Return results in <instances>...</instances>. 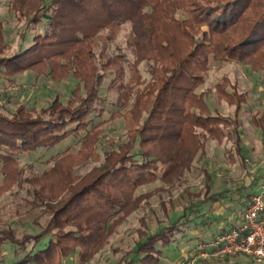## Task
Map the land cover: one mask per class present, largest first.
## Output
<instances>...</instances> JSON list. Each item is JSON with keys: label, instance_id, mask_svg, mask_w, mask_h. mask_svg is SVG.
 I'll use <instances>...</instances> for the list:
<instances>
[{"label": "trees", "instance_id": "16d2710c", "mask_svg": "<svg viewBox=\"0 0 264 264\" xmlns=\"http://www.w3.org/2000/svg\"><path fill=\"white\" fill-rule=\"evenodd\" d=\"M7 1L21 27L11 52L0 21V79L13 85L17 74L30 72L35 80L70 85L45 105L29 101L12 111L5 106L9 92L0 91V200L22 191L14 216L27 219L0 221V264H67L71 258L87 264L145 201L148 194L136 195L137 189L183 179L191 155L209 140L232 138L244 160L240 121L211 108L210 90H197L210 68L227 63L240 65L254 88L264 89V0ZM123 31L131 59L107 50ZM214 93L236 113L247 102L226 78ZM116 120L123 121L124 137L102 148ZM252 123L264 137V117ZM88 164L86 173H77ZM37 165L45 168L35 172ZM205 175V196L177 216L151 229L141 219L138 240L118 264H166L176 257L182 263L199 244L239 226L241 218L215 227L208 218L212 204L238 198L244 211L258 195L249 191L252 185L264 187L261 171L227 197L209 196ZM237 257L256 264L240 254L213 259L227 264Z\"/></svg>", "mask_w": 264, "mask_h": 264}, {"label": "rangeland", "instance_id": "374dc122", "mask_svg": "<svg viewBox=\"0 0 264 264\" xmlns=\"http://www.w3.org/2000/svg\"><path fill=\"white\" fill-rule=\"evenodd\" d=\"M7 3V0H0V21L5 31V42L12 43L11 52H13L19 42L21 24L14 20L7 7ZM127 32L128 31L120 32L114 42L108 44L107 50L111 53H126L131 59L132 57L125 46L128 35ZM140 68L142 70V75L147 76L143 65H141ZM248 76L245 70L238 64H218L210 68L204 85L197 90L198 92L210 90L211 93L208 96V100L211 108L223 116H228L233 119L237 118V120L240 121V130L242 134L241 152L244 160L237 155L236 146L232 138L226 139L221 143H217L215 140H209L202 152L198 151L194 155H191L192 162L190 163L189 170H184L186 172L183 179L179 178V176L177 178L171 177L169 182L158 180L137 189L136 195L148 194L147 198L136 211L130 214L117 227L116 231L109 239L107 246L87 264H118L124 252L130 250L138 240V231L142 227L141 219L145 220L150 229L154 228L159 221H165L168 216H177V214L189 204L197 201L198 198H203L205 196L202 192L206 181L205 171H207L210 176L209 179L211 180L208 195L225 192L224 196L226 197L228 192L234 190L236 187L250 183L254 177L259 175L261 171H264V137L260 130L252 123L253 117H264V89L254 88ZM224 78L235 85L238 93H245L247 95V102L243 105L241 111L237 113L234 105H228L224 100L218 99L214 93V86L220 83ZM14 79L15 82L13 85H10L7 80L0 79V91L5 88L9 92L8 95L10 98L5 96L6 101L10 99V102L5 104L9 111H12L18 103H27L29 101L36 106L45 105L47 99L55 94H66L68 92V86L70 85L67 82L63 84H54L43 77L35 80V76L30 72L19 73ZM106 132H108V137L102 144V148H109L117 145L125 134L123 121L116 120L109 124L106 128ZM230 153L232 159H230ZM90 167L91 165L89 164L85 165L78 169L77 173L84 174ZM44 168L45 167L37 165L34 167V171L39 172ZM263 188L264 187H262L258 181L252 185L249 191L254 194H262L264 192ZM19 194L21 196L23 192L21 191ZM19 194H6L2 197L0 200V221L8 222L9 219L12 218L11 216H13V220L20 218L24 222L27 221L24 215H21L19 218L14 216V211L16 209L15 205L20 202ZM252 197L253 196H250L249 198L251 199ZM236 199L234 204H232L233 209L229 207L231 209L229 210L230 213L226 211V213H223L222 217L219 216L218 218H214L216 212L227 210L226 208L231 203L225 200L212 204V208L217 207V209H214V212H211L212 216L208 215V218H213L211 221L212 223L214 222L213 225L215 227H217V224H222V226H224L228 224V221H236L240 218L244 206L242 209H237L236 206L242 199H238L239 201ZM22 211L24 210H19L20 213ZM222 212L223 211H221V213ZM208 214H210V212ZM19 229H22L21 226ZM206 231H209V229H206ZM176 258L171 260L167 259L166 264H180L181 258L179 257L177 260ZM203 260L205 261H203V263L199 262V264H224L221 259L215 260L208 258ZM73 262L71 258L67 264H72ZM234 262L251 264L249 259L247 261V259L243 257L232 258L227 264H232Z\"/></svg>", "mask_w": 264, "mask_h": 264}, {"label": "built area", "instance_id": "2783aa9c", "mask_svg": "<svg viewBox=\"0 0 264 264\" xmlns=\"http://www.w3.org/2000/svg\"><path fill=\"white\" fill-rule=\"evenodd\" d=\"M237 228L212 240L208 244H199L196 254L181 264H196L199 259L244 255L252 258L256 264H264V199L263 194L254 195L248 207L240 216ZM208 248V250H204Z\"/></svg>", "mask_w": 264, "mask_h": 264}, {"label": "crops", "instance_id": "0c3cea01", "mask_svg": "<svg viewBox=\"0 0 264 264\" xmlns=\"http://www.w3.org/2000/svg\"><path fill=\"white\" fill-rule=\"evenodd\" d=\"M229 207H230L231 209H233L232 204H229L228 207L226 208L227 210H221V211H223L222 213H221V211H217L215 217H214V216H213V217H214V218H218L219 216L222 217V216H223V213H226V211H227L228 213H230L229 210H231V209H230ZM214 209H217V207H213V210L210 211V215L212 214L211 212H214ZM228 213H227V214H228ZM229 215H230V214H229ZM229 215H228V216H229ZM211 216H212V215H211ZM239 221H240V220L237 219L236 221H228V222H231V223H233V224H237ZM220 226H222V224H218V227H220ZM214 228H215V227H214ZM209 232H210V234H211V233H214V229L211 228V230H210Z\"/></svg>", "mask_w": 264, "mask_h": 264}]
</instances>
